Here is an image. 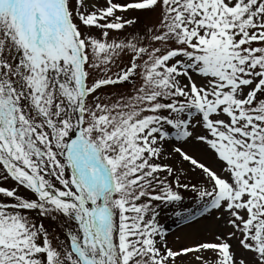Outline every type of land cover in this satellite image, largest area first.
I'll list each match as a JSON object with an SVG mask.
<instances>
[{
	"label": "snow or ice",
	"instance_id": "6c2138e0",
	"mask_svg": "<svg viewBox=\"0 0 264 264\" xmlns=\"http://www.w3.org/2000/svg\"><path fill=\"white\" fill-rule=\"evenodd\" d=\"M0 264H264V0H0Z\"/></svg>",
	"mask_w": 264,
	"mask_h": 264
},
{
	"label": "rangeland",
	"instance_id": "374dc122",
	"mask_svg": "<svg viewBox=\"0 0 264 264\" xmlns=\"http://www.w3.org/2000/svg\"><path fill=\"white\" fill-rule=\"evenodd\" d=\"M162 223H165V224L169 225L170 226V231L175 233V235L170 236V240L175 241L176 240V236H180L181 240H183L184 233L183 232H179L177 230L176 224L173 223L172 219H169L168 217H164L162 219Z\"/></svg>",
	"mask_w": 264,
	"mask_h": 264
}]
</instances>
